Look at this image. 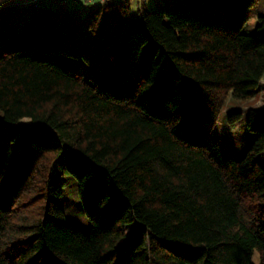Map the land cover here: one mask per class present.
<instances>
[{
    "label": "trees",
    "instance_id": "16d2710c",
    "mask_svg": "<svg viewBox=\"0 0 264 264\" xmlns=\"http://www.w3.org/2000/svg\"><path fill=\"white\" fill-rule=\"evenodd\" d=\"M128 1L89 6L78 39L105 31L86 73L89 57L58 43L69 20L0 0V112L12 127L0 139V264H264V110L228 116L254 135L241 159L216 135L229 99L262 88L258 0L143 2L136 14ZM22 10L31 16L14 31ZM60 159L88 233L56 200Z\"/></svg>",
    "mask_w": 264,
    "mask_h": 264
},
{
    "label": "rangeland",
    "instance_id": "374dc122",
    "mask_svg": "<svg viewBox=\"0 0 264 264\" xmlns=\"http://www.w3.org/2000/svg\"><path fill=\"white\" fill-rule=\"evenodd\" d=\"M60 2L65 3L66 5L64 6L62 3L61 5H57L52 2V4L41 3L36 5L35 9L49 10L58 20L61 21L69 20V25L72 26L71 28L73 30V34L67 35L66 39H61L62 41L59 40L58 43L64 42L69 50L77 53H84L89 57L90 63L83 60L84 70L86 73L98 70L100 67V60L102 59L104 53V49L99 43V37L105 31L104 26H101L100 29H96L94 33H91V35L86 36L84 39H78V34L81 33L78 32L81 20L85 19L90 13V7L85 4L84 0H81V4L79 6H75L73 4V2L77 3V0H69V2L68 0H62ZM128 2L131 10H133L134 14H136V8L139 7V5H143V2L146 9L151 11L161 4H173L174 0H129ZM253 15L256 17L264 16V0L257 1V7L254 10ZM30 16L31 12L29 10H22L18 14L17 19L12 21L13 30L16 31L19 29L23 20L29 18ZM101 21H104V18L101 19ZM74 25L76 26L75 28ZM243 33L254 35L255 27L246 26L243 29ZM78 46L83 49H79ZM248 108L264 110V80L262 81V88L257 97L246 102L230 98L228 104L223 109L219 117L216 135L224 156L239 160L245 155L247 148L252 144L254 135L247 128L244 116L240 122L234 125L228 123L229 114L232 112H241L244 115L245 110ZM1 117L2 114L0 112V139L8 141L12 127L4 124L1 121ZM12 147L14 150L18 149V145L16 144H13ZM257 159L264 167V152L260 154ZM54 179H56L55 182L64 184L63 195L56 200L59 202L60 206L63 207L68 218L73 220L83 232L88 233L91 229V222L86 218L81 209L76 182L66 173L62 159L58 160L56 163ZM136 229L137 227L133 228L132 231L134 232ZM254 259L255 262H258L259 256L257 253H255Z\"/></svg>",
    "mask_w": 264,
    "mask_h": 264
},
{
    "label": "built area",
    "instance_id": "2783aa9c",
    "mask_svg": "<svg viewBox=\"0 0 264 264\" xmlns=\"http://www.w3.org/2000/svg\"><path fill=\"white\" fill-rule=\"evenodd\" d=\"M53 1H62V0H25V4L26 5H33L36 3H53ZM77 4H80L81 0H77ZM115 1H119V0H84L85 4L88 6H92V7H98V6H103L107 3H113ZM62 3V2H60ZM65 5V3H62Z\"/></svg>",
    "mask_w": 264,
    "mask_h": 264
}]
</instances>
